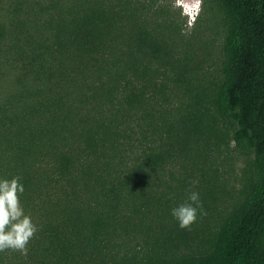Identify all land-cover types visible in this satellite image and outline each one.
Instances as JSON below:
<instances>
[{"label": "trees", "instance_id": "1", "mask_svg": "<svg viewBox=\"0 0 264 264\" xmlns=\"http://www.w3.org/2000/svg\"><path fill=\"white\" fill-rule=\"evenodd\" d=\"M50 1H33L20 44L23 19L0 0V53L12 47L20 87L0 105V178L21 177L37 228L26 255L0 250V264H264V0H209L223 28L209 81L195 72L209 44L189 36L175 55L182 34L155 0ZM153 60L176 71L159 82ZM223 124L249 170L232 208L181 251L188 226L167 188L211 162Z\"/></svg>", "mask_w": 264, "mask_h": 264}, {"label": "rangeland", "instance_id": "2", "mask_svg": "<svg viewBox=\"0 0 264 264\" xmlns=\"http://www.w3.org/2000/svg\"><path fill=\"white\" fill-rule=\"evenodd\" d=\"M18 1L22 4L19 5ZM34 0H5L4 5L10 9V14L16 21L17 18L23 19L19 35L21 37L20 44L23 43L22 35L25 31L30 29L28 15L31 13L30 6ZM39 3L34 4L36 8L47 7L50 5V0H38ZM63 1V0H62ZM145 4L151 3L150 0H139ZM209 0H155L151 3L153 8L162 7L167 12L173 13V18L177 24L178 31L182 34L183 42H177L175 48V55H180L189 36L199 42L201 48L206 43L209 44L204 64L202 62L199 69H196L199 78L204 81L213 80L216 77L219 67L218 53L220 51L221 42L223 39V28L220 23V13L215 4H212L214 9L213 14L209 12ZM48 5V6H47ZM21 7L15 13L16 7ZM47 6V7H46ZM43 11V10H42ZM145 12V11H144ZM149 15V12H146ZM149 13V14H148ZM42 15V12L40 13ZM38 25H41L38 22ZM153 23H150V27ZM19 26V25H18ZM194 32L193 35H191ZM192 41V40H191ZM197 42V43H198ZM7 44V43H6ZM9 45V44H7ZM4 46V45H2ZM6 47H3V49ZM0 53V105L14 92L19 91V85L14 80V74L4 59L13 60L12 47L11 50L4 49ZM153 68L159 71L157 81H163L162 76L173 75L176 68L173 70L168 64L164 65L158 61L153 60ZM165 72V74H162ZM222 130L227 133L225 139L222 140L218 148L212 147L204 154L208 158H212L211 162L203 165L199 170H195L188 182L183 185H173L167 188L168 197H170L172 204L176 203V198L182 202H189L188 196L190 192L196 191L199 193L200 210L197 212V218L188 227L189 236L187 244H180L181 251L191 252L199 247L201 238L213 230L215 223L219 220L220 215L225 214L230 210L239 196L240 187L247 176L249 170V159L246 151L235 145L231 140V132L228 124L221 125ZM162 190V187L158 188ZM162 223L165 221L161 220Z\"/></svg>", "mask_w": 264, "mask_h": 264}, {"label": "clouds", "instance_id": "3", "mask_svg": "<svg viewBox=\"0 0 264 264\" xmlns=\"http://www.w3.org/2000/svg\"><path fill=\"white\" fill-rule=\"evenodd\" d=\"M24 192L21 177L0 178V250L19 249L27 254L29 240L37 228L29 215L25 214L19 194ZM189 202H182L171 209V215L180 227H187L197 218L200 210L199 193L190 192Z\"/></svg>", "mask_w": 264, "mask_h": 264}]
</instances>
